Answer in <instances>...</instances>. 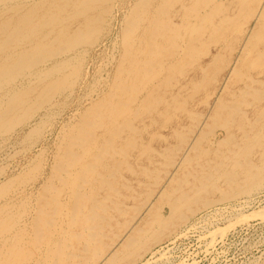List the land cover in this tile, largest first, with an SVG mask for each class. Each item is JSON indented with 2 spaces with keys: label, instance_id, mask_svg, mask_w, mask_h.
Listing matches in <instances>:
<instances>
[{
  "label": "rangeland",
  "instance_id": "rangeland-1",
  "mask_svg": "<svg viewBox=\"0 0 264 264\" xmlns=\"http://www.w3.org/2000/svg\"><path fill=\"white\" fill-rule=\"evenodd\" d=\"M13 1L0 3V249L17 245L26 251V264H49L54 256L48 253L60 245L61 251L67 252L63 257L71 251L78 253L69 257V262L79 264L89 250L82 238L76 234L70 237L69 232L79 229L76 224L71 228L63 225L58 235L53 232L51 236H58L56 244L41 240L38 245L27 244L24 239L37 236L40 221L51 215L47 207L68 200L73 188L56 170L66 134L116 81L130 76V67L142 69L139 62L145 58L142 43L146 24L141 21L131 28L127 51L121 28L135 0H117L107 12L100 8L98 15L86 10V15L97 16L89 23L84 22L85 13L76 12L79 4L74 0ZM178 8L175 4L170 9L174 21ZM202 9L207 13L205 20H194L199 34L188 37L183 49L166 47L156 56L146 55L159 65L145 77L140 78L138 71L129 81L137 88L121 99H111L115 117L112 122L105 118L108 125L96 131L105 136L113 133L116 125L126 127L122 126L108 148V152L113 149L112 158L103 159L111 169L118 160L117 171L92 192L97 198L108 196L107 212L111 215L94 244L119 241L132 231L128 228L133 224L141 228L132 233L138 237L161 227L163 221L168 223L159 243L150 244L142 256L125 259L120 253L114 264H264V185L249 194L241 192L248 176L259 174L264 167V0H207ZM257 11L262 14L257 16ZM17 26L21 28L19 40L14 39L16 34L7 35ZM30 28H35L34 33ZM88 29L96 30L91 47L85 46L82 38ZM6 39H10L7 45L2 42ZM30 45L34 46L32 51ZM26 55V62L37 57L32 67L12 73L4 69V61ZM72 65L77 66L73 69ZM20 119L24 125L3 132ZM125 139L131 144L124 146ZM93 142L80 149V153L87 149L85 163L94 160L100 145ZM90 183H82L81 191L92 188ZM69 201L67 207H71ZM197 207L201 209L192 214ZM180 212L189 216L187 221H180ZM18 236L19 241L14 239ZM4 238L8 241H2ZM94 260L92 256L87 264H95Z\"/></svg>",
  "mask_w": 264,
  "mask_h": 264
},
{
  "label": "bare ground",
  "instance_id": "bare-ground-1",
  "mask_svg": "<svg viewBox=\"0 0 264 264\" xmlns=\"http://www.w3.org/2000/svg\"><path fill=\"white\" fill-rule=\"evenodd\" d=\"M11 0H0V3L3 5V2H8ZM14 1H18V0H14ZM13 1V2H14ZM73 1V0H72ZM109 1H111V3L109 4ZM136 2H134L131 7L129 9L132 10V12L130 11V16H126L124 18V23H123V27L121 28L123 36L126 40V46L125 48L129 49V42H131L130 37L128 36V34L132 31L131 28L134 27V25L138 24L139 22L143 21L146 24V27L144 28V32H143V48H144V56L145 58L141 60L142 63V69H139L136 65H132L133 67H130V70L133 71L131 74H129L130 76L127 78H121L119 80V82H115L113 84V88L111 90H109L107 93H105L104 95H102L99 100L97 102H95L94 104H92L89 108H87V110L81 114V117L79 118L77 124H75V126L73 128H71L69 130V132L66 134L67 136L65 137V141L63 143V147L59 154L58 160H57V167L61 174L59 177L63 179V181H65L71 189L72 192L68 195V200L67 201H60V203H53V205L48 208L47 207V211L48 209H51L50 213L51 215L45 219H43L42 221H40V226L41 229H36V233L37 236H33L34 238H31L30 241H28V238H25L24 241L28 244L30 243H35L36 245H38V243L41 241H48V242H59L58 240V236H51V234L53 232H55L56 235H58L61 231V228L63 225L66 224V227H73L75 224L79 227V229L77 231H73L69 232L70 237H75V234L77 235V237L82 241V239L84 240V245L86 246V248L89 250V255L81 262V259L79 260V264H87V262L89 260H91V257H94V263L96 264H114L115 261H117L118 257L122 254V257L127 259L126 257L129 258H136V257H140L143 255L144 252H146L149 249V245L152 243H159L157 242L159 240V236H161V234L163 233L165 227H167L168 223L163 221V224L161 227L153 229L149 232V234L145 235V236H135L136 234H133L135 231H139L141 228L139 226V228H137V225L133 224L131 225L130 228H128L129 230H132L130 233H128V235L124 234V237H122L119 241L115 242L111 241L110 244L108 243H96V237L102 233L101 230L103 228V226L105 227L106 223H109V220L111 219V215L110 213H108L107 211H109V206H107L106 201L109 199L107 195H103L100 198H97L96 195H93V191H94V186L95 188L99 186H101L103 183H108V180L105 179L107 176L109 175H113L114 171L116 172V163L119 164V161L116 160L115 161V169H111L110 167H108L109 163L106 161L104 162L103 159L104 157H107V159L109 160V157L112 158V153L111 151L113 149H111L110 152H108V148H112L113 144H114V138L116 135L119 134V130H121L122 126H124V124H119L116 125L115 130L113 133L109 132L108 134H105V136H103V134L101 132H99V134H96V131L98 129H101L100 127H106L108 125V122H106V119H111L112 122V117H115V114L113 113V109H114V102L111 100H116L114 99V97L116 96V98L120 97H125L127 96L125 93L127 91L133 90L135 88H137V84L133 83L130 84L129 81L134 79L135 74L139 71V75L140 78L141 77H145L151 74L152 69H154L156 66L159 65V62L157 60H152L150 58L151 55L156 56L158 51L160 49H165L166 47H172V48H178L179 46H187V40L188 37H193V33H196L197 30H195V25L199 26L197 24L196 21H201V18H203V20H205L207 13H203V6L204 3L207 0H135ZM262 1V0H261ZM12 2V3H13ZM27 2V1H26ZM32 2V1H31ZM65 2L67 3V0H65ZM70 2V1H68ZM74 3H78V7H76V12H78L80 15L85 13H87L86 10H89V13L94 12V13H99V9L101 8V11L107 12V9L111 10L112 7H114L115 2L117 3V0H74ZM15 3V2H14ZM24 3V2H23ZM259 3V2H258ZM19 4V3H18ZM18 4H16L17 6H19ZM70 4V3H69ZM106 4V5H105ZM108 4V6H107ZM175 4H178L179 8V14L175 15L177 16L176 20L174 21L170 16H173L174 13L171 15L170 14V9L173 8V6ZM6 5V4H5ZM61 5V4H60ZM67 5V4H66ZM74 5V4H73ZM122 5V4H121ZM126 5V4H125ZM112 6V7H111ZM9 7V6H8ZM58 7V6H57ZM56 7V8H57ZM75 7V6H74ZM4 8V7H3ZM19 8V7H18ZM66 8V7H65ZM128 8V7H127ZM5 9H7L5 7ZM16 9V8H15ZM51 9H54L51 7ZM4 10V9H3ZM9 10V8H8ZM19 10L21 11V8H19ZM97 10V11H96ZM127 10V9H125ZM15 11V10H14ZM17 11V10H16ZM55 11V10H54ZM63 11V10H62ZM120 11V10H119ZM202 11V13H201ZM24 12V11H23ZM66 12H68L66 10ZM75 12V11H74ZM75 12V14H76ZM258 12V11H257ZM30 13V12H29ZM48 13V12H47ZM46 13V14H47ZM55 13V12H54ZM59 13V12H58ZM61 13V12H60ZM73 13V12H72ZM261 12H258L257 16L260 14ZM65 14V13H63ZM74 14V15H75ZM203 14V15H202ZM262 14V13H261ZM24 15V14H22ZM58 15V14H57ZM68 15V13H67ZM98 15V14H97ZM21 17V15H18ZM25 16V15H24ZM44 16V15H42ZM93 15H86V17H84V22L89 23L90 21L92 22V20L94 19L92 17ZM264 16V15H263ZM27 17V16H26ZM51 17V14H50ZM52 18V17H51ZM57 18V16H56ZM83 18V17H82ZM97 18V16L95 15V19ZM21 19V18H20ZM29 19V18H28ZM65 19V18H64ZM94 19V20H95ZM170 19V23H168V20ZM123 20V19H122ZM39 21V20H38ZM50 21V20H49ZM55 21V20H54ZM57 21V20H56ZM17 22V21H16ZM15 22V23H16ZM19 22V21H18ZM83 22V24H84ZM95 22V21H94ZM51 23V22H50ZM59 23V22H58ZM17 24V23H16ZM92 24V23H91ZM90 24V25H91ZM38 25V24H37ZM93 26V25H92ZM95 26V25H94ZM262 26V25H261ZM16 27V26H15ZM35 27V25L33 26ZM84 27V26H83ZM89 27V26H88ZM11 28V27H10ZM32 28V26H31ZM30 28V29H31ZM86 28V27H85ZM107 28V27H106ZM13 29V28H12ZM20 29L18 26L17 28H14L12 30V32L8 33L7 35H15L16 34V38L18 37V34L20 33ZM35 29V28H33ZM31 29V30H33ZM62 29V28H61ZM77 29V27H76ZM143 29V28H142ZM11 31V30H10ZM16 31V32H15ZM63 31V29H62ZM9 32V31H8ZM27 32V31H25ZM30 32V30H29ZM77 32V30H76ZM87 33L84 34L82 36L83 40H84V44L87 47H91L94 45L95 43V34H96V30L95 29H91L88 31H86ZM3 33V32H2ZM34 33V30H33ZM78 33L80 34V31H78ZM198 33V32H197ZM250 33V32H248ZM28 34V33H27ZM68 34V33H67ZM77 34V33H75ZM199 34V33H198ZM5 35V34H4ZM70 35V34H69ZM1 36V34H0ZM28 36V35H27ZM248 36V35H247ZM6 38H8L7 36H5ZM14 37V36H13ZM25 37L21 35V38ZM45 37V36H44ZM59 37V36H58ZM69 37V36H68ZM176 37H178V41L176 40ZM252 37V36H251ZM21 38H20V42H21ZM30 38V37H28ZM27 38V39H28ZM35 38V37H33ZM70 38V37H69ZM196 38V37H195ZM245 38V37H244ZM248 38V37H247ZM32 39V38H31ZM66 39V38H65ZM142 39V38H141ZM182 39V41L180 40ZM10 40V39H9ZM8 39L6 40H2L3 43H8L9 41ZM19 40V39H17ZM82 40V39H81ZM33 41V40H32ZM186 41V42H185ZM191 41V40H190ZM17 42V41H16ZM45 43V41H43ZM67 42V41H66ZM79 42V41H78ZM19 43V42H18ZM4 44V45H5ZM21 44V43H20ZM18 44V45H20ZM24 43H22L23 45ZM38 44V43H37ZM66 44V43H65ZM69 44V43H67ZM7 45V44H6ZM31 46V45H30ZM33 46V45H32ZM31 46V47H32ZM34 46H36L34 44ZM33 46V47H34ZM42 46L41 44L39 45ZM1 47V46H0ZM16 47V46H15ZM14 47V48H15ZM32 47L31 51L34 49ZM57 47V46H56ZM64 47V46H63ZM62 47V48H63ZM7 48V47H6ZM20 48V47H19ZM27 48V47H26ZM24 48V49H26ZM38 48V49H39ZM188 48V47H187ZM70 49V47H69ZM183 49V47H182ZM1 50V49H0ZM14 50V49H13ZM11 50V51H13ZM20 50V49H19ZM30 50V47L29 49ZM43 50V49H42ZM64 50V48H63ZM76 50V49H75ZM186 50V49H185ZM16 51V50H15ZM30 51V52H31ZM65 51V50H64ZM64 51H62L61 53H63ZM131 51V50H130ZM137 51V50H136ZM6 52V51H5ZM17 52V51H16ZM21 52V51H20ZM25 52V51H24ZM28 52V51H26ZM39 52V50H38ZM69 52V51H68ZM9 53V52H8ZM34 53V52H33ZM66 53V52H65ZM77 53V52H75ZM133 53V52H132ZM138 52H136L137 54ZM169 53V52H168ZM21 54V53H20ZM29 54V53H28ZM136 54H133L131 58L136 57ZM172 54V53H171ZM8 55V54H6ZM12 55V54H11ZM22 55V54H21ZM35 55V54H34ZM37 55H41V54H37ZM65 55V54H64ZM76 55V54H75ZM74 55V56H75ZM82 55V54H81ZM141 54H139L140 56ZM147 55V56H146ZM19 56V55H18ZM33 56V55H32ZM13 57V56H12ZM17 57V56H16ZM41 57V56H40ZM38 57V58H40ZM73 57V56H72ZM80 57V56H79ZM64 58V57H63ZM75 58V57H74ZM129 58V57H128ZM37 57L34 59H30V61L26 62L27 60V55L24 57H17L15 59L12 58V60L9 62H5L3 64L4 69H9L7 70L8 73H12L13 71H21L23 69V67L25 68L26 66L28 67H32L37 61H36ZM45 59V57H44ZM65 59V58H64ZM78 59V58H77ZM29 60V58H28ZM43 61V60H42ZM46 61V60H45ZM59 61V60H58ZM77 61V60H76ZM75 61V63H76ZM121 61V60H120ZM61 62V61H60ZM134 62V61H133ZM138 62V61H137ZM2 63V62H1ZM39 63V62H38ZM43 63V62H42ZM45 63V62H44ZM67 63V62H66ZM78 63V62H77ZM135 63V62H134ZM64 65V64H63ZM131 65V64H130ZM59 66V65H58ZM62 66V65H61ZM77 65H72L70 66V68H75ZM118 68V66H117ZM127 68V67H126ZM161 68V67H159ZM53 69V67H52ZM1 70V69H0ZM24 70V69H23ZM70 70V69H69ZM136 70V71H135ZM2 71V70H1ZM26 71V69H25ZM31 71V70H30ZM118 71H122V68H119ZM125 72V70H123ZM234 71V70H233ZM4 72V71H3ZM129 72V70H128ZM6 73V72H5ZM4 73V74H5ZM15 73V72H14ZM26 73V72H25ZM127 73V71H126ZM29 75V74H28ZM4 76V75H3ZM18 76V74L16 75ZM15 76V77H16ZM24 76V74H23ZM14 77V76H13ZM14 77V78H15ZM19 77V76H18ZM1 78V77H0ZM29 78V77H28ZM64 79V78H63ZM139 79V78H138ZM137 79V81H138ZM13 81V79H12ZM63 81V80H62ZM133 81V80H132ZM136 81V80H135ZM1 82V80H0ZM140 82V81H139ZM19 83V82H18ZM15 85V84H14ZM17 86V85H16ZM15 86V88H16ZM10 87V86H9ZM20 87V86H19ZM1 88V87H0ZM24 88V87H23ZM18 90V89H17ZM125 90V91H124ZM24 91V90H23ZM49 91V90H48ZM6 93V90L4 91ZM15 92V91H13ZM18 92V91H17ZM3 93V92H2ZM23 93V92H22ZM41 93V92H40ZM60 93V92H59ZM129 92H127L128 94ZM258 93V92H257ZM155 94V93H154ZM3 95V94H2ZM20 95V93H19ZM26 95V94H25ZM39 95V93H38ZM107 95V96H106ZM129 95V94H128ZM5 96V94H4ZM133 96V95H132ZM233 96V95H232ZM3 97V96H2ZM10 97V96H9ZM19 97V96H18ZM45 97V96H44ZM22 98V97H21ZM7 99V98H6ZM5 99V100H6ZM24 99V98H23ZM44 98H42V101ZM49 99V98H48ZM121 99V98H120ZM120 99H118V101H121ZM117 101V102H118ZM47 102V101H46ZM54 103V102H53ZM38 104V103H37ZM40 104V103H39ZM125 105L126 103H121ZM120 104H118L117 106H119ZM41 105V104H40ZM45 105V104H44ZM4 106V105H3ZM37 106V105H36ZM48 106V105H47ZM116 106V107H117ZM231 106V105H230ZM30 107V106H29ZM39 107V106H38ZM49 107V106H48ZM37 108V107H36ZM126 109V107H123ZM40 109V108H39ZM37 109V110H39ZM118 109V108H116ZM28 110V109H27ZM31 110V108H30ZM34 110V109H33ZM119 110H122V108L120 107ZM117 111V110H116ZM135 111V110H134ZM1 112V111H0ZM121 112V111H120ZM23 113V112H22ZM21 113V114H22ZM26 113V112H24ZM29 113V112H28ZM27 113V114H28ZM41 113V112H40ZM31 114V113H30ZM35 114V113H33ZM121 114V113H120ZM119 114V115H120ZM232 114V113H231ZM13 115V114H12ZM24 115V114H23ZM29 115V114H28ZM27 115V117H28ZM45 114H43L44 116ZM1 116V115H0ZM22 116V115H21ZM25 116V115H24ZM46 116V115H45ZM131 116V115H130ZM12 117V116H11ZM41 117V116H40ZM1 118V117H0ZM3 118V117H2ZM25 118V117H24ZM106 118V119H105ZM231 118V117H230ZM26 119V118H25ZM42 119V118H41ZM104 119L106 121H104ZM224 119V118H223ZM3 120V119H2ZM19 120V119H17ZM126 120V119H125ZM254 120V119H253ZM28 121V120H27ZM42 121V120H41ZM128 121V120H127ZM196 121V120H195ZM4 122V121H1ZM7 122V121H6ZM23 122V119L17 122H13L14 124L10 123V126L8 124V127H6V124L4 125V133H7L9 131H11L12 129L15 128V126L21 124ZM40 122V121H39ZM9 123V122H8ZM24 123V122H23ZM22 123V124H23ZM35 123V122H34ZM33 123V125H34ZM48 123V122H47ZM128 123V122H126ZM131 123V121L129 122V124ZM203 123V122H202ZM4 124V123H3ZM2 124V125H3ZM12 124V125H11ZM113 124V123H112ZM24 125V124H23ZM128 125V124H127ZM202 125V124H201ZM129 126H132L131 124ZM32 127V126H31ZM30 127V128H31ZM34 128V127H33ZM31 128V129H33ZM126 128V127H125ZM144 128V127H143ZM30 129V131H31ZM128 129V128H127ZM131 129V127H130ZM129 129V130H130ZM198 129V128H197ZM201 129V127H200ZM133 130V129H132ZM130 130V132L132 131ZM199 130V129H198ZM34 131V130H33ZM32 131V132H33ZM134 131V130H133ZM98 132V131H97ZM136 132V131H135ZM134 132V133H135ZM189 132V131H188ZM196 133V132H195ZM31 134V133H30ZM29 134V135H30ZM202 134V133H201ZM28 135V133H27ZM195 135V134H194ZM26 137V136H25ZM99 137H102V141H99ZM194 137V136H193ZM23 138V137H22ZM30 139V138H29ZM138 139V138H137ZM192 139V138H191ZM28 140V139H27ZM142 140V139H141ZM193 140V139H192ZM94 141V142H93ZM91 142H93L94 145H97L98 142H100V145H97L98 150H96V153L94 154V160L90 161V162H86L85 163V151H87V149H83L82 153H80V149L81 148H85V147H89L91 146ZM192 142V141H191ZM196 142V140H195ZM97 143V144H96ZM109 143H112V145H108ZM126 144H131L130 139H125L124 140V146ZM135 144V143H134ZM193 144V143H192ZM195 144V143H194ZM193 144V145H194ZM197 144V143H196ZM191 145V144H190ZM188 146V143H187ZM139 147V146H138ZM133 148V147H132ZM188 148V147H187ZM186 148V149H187ZM191 148V147H190ZM194 148V147H193ZM139 149V148H138ZM186 149L184 150L186 152ZM119 150V149H118ZM151 151V150H150ZM140 152V151H139ZM153 152V151H152ZM106 153V154H105ZM111 153V154H110ZM115 153V152H114ZM183 154V153H182ZM122 156V155H121ZM124 157V155H123ZM181 157V156H180ZM123 160V159H121ZM122 162V161H121ZM184 162V160H183ZM114 162H111V167L113 165ZM178 163V162H177ZM176 163V164H177ZM247 163V162H246ZM126 164V163H125ZM127 165V164H126ZM167 165V164H165ZM42 166V165H41ZM119 166V165H118ZM36 167V166H35ZM34 167V168H35ZM107 169H105V168ZM129 168V166H127ZM254 167V166H253ZM263 167V166H262ZM255 168V167H254ZM33 169V168H32ZM251 169V168H250ZM253 169V168H252ZM39 170V169H38ZM256 170V168H255ZM258 170V169H257ZM260 171V170H259ZM249 171H247L248 173ZM29 173V172H28ZM37 173V171H36ZM132 173V171H131ZM136 173V172H135ZM104 178V179H102ZM28 179V178H27ZM125 180V179H124ZM21 181V180H20ZM96 181H98L97 184ZM89 183L92 185V188H90L87 191H81L82 187V183ZM125 182V181H124ZM23 183V182H22ZM21 183V184H22ZM264 167L261 170V172L259 174H250L248 176L247 179V184L246 187L243 188V190L241 191L242 193H252L254 191H256L261 185H264ZM244 184V182H243ZM16 186V185H15ZM245 186V185H244ZM51 187V186H49ZM88 187V186H87ZM178 187V186H177ZM262 187V186H261ZM12 188V187H11ZM22 188V187H21ZM42 188V187H41ZM53 188V187H52ZM68 188V187H67ZM2 189V188H0ZM9 189V188H8ZM100 189V188H98ZM112 190L113 186L111 187ZM116 190V188H115ZM114 190V191H115ZM66 191V190H65ZM159 191V190H158ZM68 192V191H67ZM96 192V191H95ZM28 193V192H27ZM43 193V192H42ZM45 193V192H44ZM92 193V194H91ZM157 193V192H156ZM165 193V192H164ZM222 193V192H221ZM95 194V193H94ZM118 194V192H117ZM146 194V193H144ZM150 194V193H149ZM43 195V194H42ZM98 195V194H97ZM156 195V194H155ZM64 197V196H63ZM155 197V196H154ZM222 198V197H221ZM35 199V198H34ZM86 199V200H84ZM152 199V198H151ZM150 199V200H151ZM44 200V199H43ZM60 200V199H59ZM66 200V199H65ZM69 200H71V207H67V203L70 202ZM7 201V200H6ZM85 201H87L88 203H85ZM110 201V200H109ZM146 201V200H145ZM217 201V200H216ZM59 202V201H58ZM112 202V201H111ZM151 203V202H150ZM206 203V202H205ZM204 203V204H205ZM213 203V202H212ZM3 204V203H2ZM144 205V204H143ZM50 206V205H49ZM32 207V206H31ZM64 207V208H63ZM200 207V206H199ZM195 208L193 210H191L190 212L192 214H194L195 212H197L198 210H200L201 208ZM207 207V206H206ZM137 208V207H136ZM43 209V208H42ZM41 210V209H40ZM28 211V210H27ZM65 211V212H64ZM117 211L121 212V210L118 208ZM42 212V211H41ZM137 212V211H136ZM136 214V213H135ZM180 214V216L178 217L183 221H187V219L189 218V216H187L186 214H184L183 212L178 213ZM47 215V214H45ZM139 215V214H138ZM124 216V215H123ZM122 216V217H123ZM35 217V216H34ZM242 217V216H241ZM65 218V220H64ZM15 220V219H14ZM34 220V219H33ZM38 220V219H37ZM138 220V219H137ZM136 222V221H135ZM212 222V221H211ZM134 223V222H133ZM36 225V224H35ZM171 225V224H170ZM228 225V224H227ZM22 226V225H21ZM32 226V225H31ZM127 226V225H126ZM173 226V225H172ZM37 227V226H36ZM211 227V226H210ZM16 228V227H15ZM40 230V231H39ZM59 230V231H58ZM149 230V229H148ZM30 231V230H29ZM66 231V230H65ZM71 231V230H70ZM144 231V230H143ZM76 232V233H75ZM65 233V232H64ZM126 233V232H125ZM170 233V232H168ZM32 234V233H31ZM66 234H68V232L66 231ZM174 235V234H173ZM66 236V235H65ZM164 236V235H162ZM5 237V236H4ZM63 237V235H62ZM21 238V236H18L16 239L17 241H19ZM57 238V239H56ZM82 238V239H81ZM161 238V237H160ZM164 239V238H163ZM1 240V239H0ZM7 239L4 238V240L2 241H6ZM8 241V240H7ZM10 241V240H9ZM15 241V240H14ZM62 242V241H61ZM2 243H6V242H2ZM33 243V244H34ZM47 244V243H46ZM45 244V245H46ZM99 244V245H98ZM113 244L112 247H110ZM58 245V244H57ZM56 245V246H57ZM108 246V248H106ZM153 246V245H152ZM54 247V245H53ZM129 247V250H127V248ZM51 248V247H50ZM60 245H58L57 247L53 248V250H51L48 255H50V257L54 256V258L49 260V264H73V262H69V257H77L79 256L78 253L76 252H68L69 254H66V257H63V255H65V253H63L60 249ZM36 249H39L38 246H36ZM65 250V249H64ZM83 251V248L81 249ZM127 250V255H124V253H126ZM26 252V251H25ZM25 252L19 249V247L17 245H13L10 246L8 245V247L6 246L5 248H1L0 249V263L2 262V264H26V259H25ZM121 253V254H120ZM19 254H23V257H19ZM30 255V257L32 256V254L28 253ZM59 254V255H58ZM28 255V256H29ZM43 255V254H41ZM57 255V256H56ZM34 256V255H33ZM29 257V258H30ZM24 259V260H23ZM38 259V257H37ZM140 259V258H139ZM93 261V260H92ZM37 262V261H36ZM36 264H41L40 261L37 262Z\"/></svg>",
  "mask_w": 264,
  "mask_h": 264
}]
</instances>
